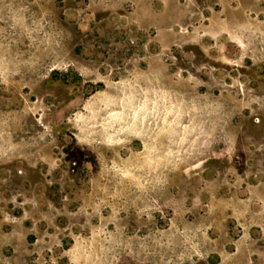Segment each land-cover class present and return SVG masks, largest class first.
I'll return each mask as SVG.
<instances>
[{
  "label": "rangeland",
  "instance_id": "rangeland-1",
  "mask_svg": "<svg viewBox=\"0 0 264 264\" xmlns=\"http://www.w3.org/2000/svg\"><path fill=\"white\" fill-rule=\"evenodd\" d=\"M0 264H264V0H0Z\"/></svg>",
  "mask_w": 264,
  "mask_h": 264
}]
</instances>
